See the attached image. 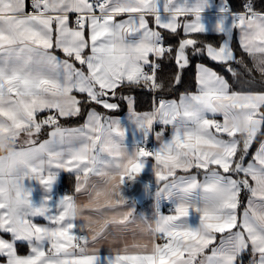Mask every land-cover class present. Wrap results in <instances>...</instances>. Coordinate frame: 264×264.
<instances>
[{"label":"snow or ice","instance_id":"snow-or-ice-1","mask_svg":"<svg viewBox=\"0 0 264 264\" xmlns=\"http://www.w3.org/2000/svg\"><path fill=\"white\" fill-rule=\"evenodd\" d=\"M207 6L208 0H0V140L13 145L0 156V264H98V245L110 237L122 246L110 250L106 264H243L246 252L248 264H264V88L236 91L199 64L195 91L178 100L160 99L138 113L124 97L142 133L131 152L120 121L94 107L78 127L59 122L85 105L116 110L113 101L125 88L159 92L165 57L183 69L190 54H203L237 80L233 63L250 79H264V12L251 0L241 12L222 8L231 22L215 23L213 44L200 39ZM178 29L183 38L165 45L161 30L179 35ZM234 32L250 67L237 58ZM156 123L162 127L154 132ZM150 134L154 149L147 148ZM149 158L156 200L173 203L168 214L157 203L152 218L134 215L121 194ZM61 170L75 173L74 193L55 213L46 200L35 206L24 181L51 191ZM76 194L87 202L78 204ZM76 219L84 221L80 234L65 223ZM129 232L131 242L124 238ZM19 242L27 243V254L18 253Z\"/></svg>","mask_w":264,"mask_h":264},{"label":"crops","instance_id":"crops-1","mask_svg":"<svg viewBox=\"0 0 264 264\" xmlns=\"http://www.w3.org/2000/svg\"><path fill=\"white\" fill-rule=\"evenodd\" d=\"M222 8H227L225 3L222 0H208V6L203 10L201 13L202 22L206 26V34H216L213 30V26L215 23L223 19L225 23V27L228 26L231 22V17L225 13L221 12ZM185 19H194V17H181L180 20L183 21ZM182 32V29H178ZM162 32L170 33L168 31L161 30ZM184 35V34H183ZM233 35L236 37V40L238 41V34L233 33ZM62 55V54H60ZM197 76V71H196ZM183 94V93H182ZM132 98V106L134 108V98L133 96H129ZM128 97V98H129ZM180 97V96H179ZM179 97L175 100H178ZM166 100H173V99H166ZM135 110V108H134ZM136 111V110H135ZM138 112V111H136ZM143 113V112H138ZM130 109L127 105V109L124 114L122 115H109L113 118H116L120 121L121 125L126 129V136L124 140V144L126 148L131 152L133 150L134 144L137 142H140L142 140V133L136 129L135 125L132 123L130 119ZM87 118V114L85 116V119L83 123L85 122ZM217 119H220L218 116ZM82 123V124H83ZM81 124V125H82ZM80 126V125H78ZM78 126H72V127H78ZM161 125L159 123H156V131H160ZM71 128V127H69ZM171 127H167L164 130V136L165 138H169L171 136ZM152 134L149 135L147 141L150 140ZM47 136L43 139H46ZM156 147H158L157 141H156ZM258 147V143H256L254 149L252 152H255L256 148ZM153 163L154 161L149 158V160L145 163V167L142 170V172L136 177L135 180H133L130 184H125L121 188V194L125 198L126 201L129 202L131 206L134 207V215H140L143 214L145 217L152 218L153 217V202H152V184L156 183V177L153 172ZM94 180H99V178L93 177ZM25 187L31 189V200L33 204L37 207H39L42 203V201H47V204L49 208L52 210L53 213L56 212V206L58 202L67 194H73L76 184V176L73 172L68 171H59L56 177L55 182L52 185L51 191H45L41 184L35 180L26 179L24 181ZM143 188H147V200H145L141 205H137L135 202L136 197L141 192ZM76 201L78 204H84L87 202V196L84 194H76ZM159 204V208L161 209V213L168 214L169 211L166 210L167 207H173V203L171 200L166 198H161L159 201H157ZM127 207V206H125ZM37 223L45 224L47 221L40 216H37L34 218ZM73 223L76 227H78L79 224H83V220H71V221H65V223ZM189 223L191 226L195 227L198 224V217L196 215H192L189 218ZM76 227H74L73 231L76 232ZM135 227L134 225L132 226ZM153 227H154V221H153ZM78 234L79 231H78ZM128 242H131L132 235L131 232L125 234L124 237ZM158 242H161L158 240ZM122 246L118 242L113 243L112 238L110 237L107 240L101 241V243L98 245L99 249V261L98 264H106L107 259H110V250L114 247ZM18 253L19 254H27L28 252V246L26 242H19L18 245ZM248 253V252H246ZM115 253L113 252V255ZM249 259H250V253H249Z\"/></svg>","mask_w":264,"mask_h":264},{"label":"trees","instance_id":"trees-1","mask_svg":"<svg viewBox=\"0 0 264 264\" xmlns=\"http://www.w3.org/2000/svg\"><path fill=\"white\" fill-rule=\"evenodd\" d=\"M227 8L232 12L244 11V4L247 0H222ZM254 10L258 12H264V0H251ZM179 35H173L171 33L163 32L164 40L167 45L176 46L180 38H183V34L178 30ZM200 39L202 41L206 40L215 44L219 37L216 34H200ZM233 48L236 51L237 58L241 56L244 57L245 62L251 66L250 61L246 54L242 53L239 48L238 41L233 35L232 40ZM190 51V50H189ZM204 64L209 68L217 71L219 74L223 75L233 86L236 91H248V90H260L264 88V79L260 77L258 73H255V79H250L248 74L244 72L241 64L233 63V67L237 69L241 76L239 80L235 79L231 73L227 72L223 65L217 64L206 57L203 54H190L189 64L183 69H179L174 60L171 57H165L159 61L158 77L164 83V88L159 92H155V97L160 99H177L182 93L193 92L196 89V71L197 65ZM179 75V83L175 82V77ZM78 98L83 100V94L75 93ZM151 95L152 92L146 87H134L131 89L125 88L121 94H118L113 102L117 103L119 107L114 111H108L103 109L99 105H85L81 114L78 116L65 117L60 119V124L64 127H72L81 125L85 119V116L89 110V107H94L98 112L104 113L105 115H122L127 109V99L124 97L133 96L134 98V108L138 112H147L151 108ZM47 113H41L40 116L43 117ZM47 129V126H46ZM47 136V130L43 132L40 139ZM256 143L250 149V152L254 149ZM243 264H248L249 253H244L242 256Z\"/></svg>","mask_w":264,"mask_h":264},{"label":"built area","instance_id":"built-area-1","mask_svg":"<svg viewBox=\"0 0 264 264\" xmlns=\"http://www.w3.org/2000/svg\"><path fill=\"white\" fill-rule=\"evenodd\" d=\"M163 42H164L165 45H167L166 42H165V40H164ZM158 70H159V69H158ZM151 92H152V98H153V100H154V99L156 100V101H155V106H156V104H158V101H159V100L155 97V91H152V90H151ZM151 110H152V109H151ZM153 129H154V132H155V131H156V124L153 125ZM147 148H149V149H154V148H156V139H155L154 134H152L150 140L147 141ZM126 182H127V183H131V181H126ZM151 187H152V202H153V210H154V212H155L156 205H157V200H156L155 195H154L155 190H156V183H153ZM171 208H172V207H169L168 209L170 210ZM157 242H158V240H157Z\"/></svg>","mask_w":264,"mask_h":264},{"label":"clouds","instance_id":"clouds-1","mask_svg":"<svg viewBox=\"0 0 264 264\" xmlns=\"http://www.w3.org/2000/svg\"><path fill=\"white\" fill-rule=\"evenodd\" d=\"M12 148L13 145L10 141L0 140V156L9 153L10 151H12ZM154 227H155V222H154Z\"/></svg>","mask_w":264,"mask_h":264},{"label":"water","instance_id":"water-1","mask_svg":"<svg viewBox=\"0 0 264 264\" xmlns=\"http://www.w3.org/2000/svg\"><path fill=\"white\" fill-rule=\"evenodd\" d=\"M147 194H148L147 188H143L136 197L135 202L137 203V205H141L145 200H147Z\"/></svg>","mask_w":264,"mask_h":264},{"label":"rangeland","instance_id":"rangeland-1","mask_svg":"<svg viewBox=\"0 0 264 264\" xmlns=\"http://www.w3.org/2000/svg\"><path fill=\"white\" fill-rule=\"evenodd\" d=\"M130 99H131V101H132V98L131 97H129ZM155 99L153 100V98H152V95H151V108H150V111H151V109H153L154 108V106H155ZM127 105L129 106V100L127 99ZM157 105V104H156ZM132 182V181H131ZM127 183V182H126ZM127 184H130V183H127ZM169 207H167L166 208V210L167 211H169V209H168ZM160 209V208H159ZM160 211H161V209H160ZM81 225H83V224H79L78 225V227H76V233L78 234V231H79V227L81 226Z\"/></svg>","mask_w":264,"mask_h":264}]
</instances>
